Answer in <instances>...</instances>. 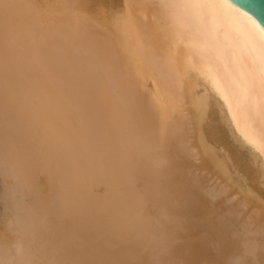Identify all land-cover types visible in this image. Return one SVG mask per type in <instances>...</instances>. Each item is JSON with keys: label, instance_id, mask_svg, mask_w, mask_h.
Returning <instances> with one entry per match:
<instances>
[{"label": "bare ground", "instance_id": "6f19581e", "mask_svg": "<svg viewBox=\"0 0 264 264\" xmlns=\"http://www.w3.org/2000/svg\"><path fill=\"white\" fill-rule=\"evenodd\" d=\"M23 1L0 3L4 2L0 6V180L3 183L0 220H4L0 227V264H97L99 260L101 264H153L147 252L150 234L155 235L152 242L157 238L158 243L162 242L158 237L161 234L173 243L181 236L177 229L179 219L188 213L185 209L176 211L178 207L198 209L197 216L206 215L212 207L211 195L204 192L210 201L198 184L190 179L173 180L176 163L172 156L156 152L167 167L163 163L161 166L157 157L154 163L159 160L161 167L151 163L156 148L173 139L179 144L178 138L184 131H194L204 141L221 138L229 132L240 147L234 166L246 171L248 192L255 199L261 198V189H264V26L252 13L232 0H124L123 13L108 21L118 23L113 24L117 26L114 49L99 47L101 52L98 48L96 55L92 52L94 56L80 51L63 53L52 60L42 54L43 47L59 40L79 39L81 29L86 26L79 25L78 11H84L90 4L84 0H60L62 7L69 3L66 12L56 14L66 17L65 20L61 22L60 18L61 23L58 19L59 23H51L50 30L39 29L35 35L24 25L23 17L30 15ZM101 2L94 0L93 4ZM94 69L98 75L91 76ZM80 75L88 77L80 80ZM43 79L45 85H40ZM90 80L99 84L95 90H84L70 109L55 113L75 93L69 90L72 81L85 82L88 87ZM159 92L165 94L166 101L160 99ZM166 102L172 108L183 106L185 113L179 111L180 117L176 116L178 112L175 114L179 119L173 116L172 121H165L171 116L170 106L165 108ZM189 145L185 147L187 154L196 157L197 153L189 154ZM193 146L190 145V150L195 153ZM229 149L222 144L215 151L224 154ZM243 149L246 153L241 156ZM164 165L166 171L161 170ZM123 167L144 172L143 175L147 173L153 182L146 184L147 189L142 188L145 192L141 190L139 194L132 179L130 184L122 179L129 170L124 171ZM120 171L124 172L123 177ZM118 175L121 179H117ZM10 179L15 181L12 183L18 193L11 189L13 186L9 188L11 182L6 183ZM140 181L146 179L137 181V187L141 186H138L142 184ZM100 188L104 189L103 193L98 192ZM9 189L13 191L10 196ZM14 193L20 195L16 197ZM150 200L174 209L165 211L166 214L156 213L168 217L169 212L170 221L166 218L169 223L160 225L157 217L144 216ZM212 212L217 215L215 210ZM20 213L23 218L27 216L25 231L30 234H24L22 227L17 228L19 223V226L25 223ZM33 215L41 223L35 222L40 230L33 225L34 232L36 228L40 231H36L38 236L30 230L34 220H38ZM217 217L215 222L223 221ZM245 217L250 219V215ZM28 218L34 220L30 222ZM252 218L253 221L255 217ZM155 219L157 225L153 222ZM218 225L217 231H225ZM243 226L249 228L247 222ZM261 226L259 230L263 229ZM19 228V234L23 235H14L17 238L14 240L11 233L18 232ZM157 233L160 234L157 236ZM232 238L229 243L228 238L221 237L225 244H220L224 247L223 254L214 253V259L211 254L205 260H216V264H227L231 258L239 260L237 254L227 257L245 247L240 248L238 239L236 247V239ZM240 240L248 245L246 234ZM253 240L251 243L255 245L249 244L251 249L258 244ZM248 246L244 250L249 255L252 250ZM195 247L191 246L186 254L185 248L180 250L175 264H198L196 255V258L192 255ZM160 249L161 254L163 249ZM156 251L155 248L154 253L158 254ZM252 253L250 258L257 255ZM23 256L26 258L22 259ZM157 256L155 264H161ZM250 258H247L249 264L256 257L251 261ZM243 260L233 262L242 264Z\"/></svg>", "mask_w": 264, "mask_h": 264}, {"label": "rangeland", "instance_id": "374dc122", "mask_svg": "<svg viewBox=\"0 0 264 264\" xmlns=\"http://www.w3.org/2000/svg\"><path fill=\"white\" fill-rule=\"evenodd\" d=\"M3 0H0V3L2 2ZM5 1H7V0H5ZM87 2V3H89L88 5V7H87V9H85L84 11H78V15H79V18H81L82 19V21H81V19H79L80 21H79V25L81 24V23H85L84 25L87 27H84L83 25H81L80 27H82L83 26V28L81 29L82 31H83V29H85V34H84V32H80V35H77L78 37L80 36V38L79 39H75V40H73V41H67V42H62V41H56V42H54V43H52V44H47L45 47H43L44 48V50L42 51V54H44V55H46V56H48V57H52V60H53V57L54 58H56V57H59L60 55H62L63 53H66V54H69V53H73V52H77V51H80L83 55H91L92 54V52L94 53V52H96L97 51V49L100 47V48H105V50H111L112 49V47H113V49H114V46H115V35H116V30H117V26H115V27H113V24L114 25H118V23H108V21H109V19H111V18H113V17H115L116 16V14L117 15H121L122 13H123V6H124V0H100V1H102L99 5H95V4H93V1L94 0H84V2ZM111 3H110V2ZM122 2V3H121ZM4 3V2H3ZM3 3L0 5L1 7H2V5H3ZM93 5H92V4ZM103 3V4H102ZM107 4V5H106ZM109 4V5H108ZM112 4V5H111ZM23 7L24 8H26L27 7V10H28V12H29V15H30V17L29 18H25V17H23V22H24V25L25 26H27V27H30L33 31H34V34L36 35L37 34V30H39V29H46V30H50V25H51V23H59L60 21H61V19L60 18H62V21L61 22H63L65 19L64 18H66V17H64V16H58V15H56L57 13H60V12H63V10H64V12H66V10H67V6L69 5V3H66L65 4V6L66 7H62V5H61V3H60V0H25V2L23 1ZM114 5V6H113ZM119 6V7H118ZM102 7L104 8V9H102ZM121 7V8H120ZM116 8H118V9H116ZM106 9V10H105ZM108 9V10H107ZM122 10V11H121ZM108 11V12H107ZM27 11H26V13H28ZM119 12V13H118ZM75 13V12H74ZM102 13H103V15H102ZM67 14H69V13H67ZM115 14V15H114ZM60 15H62V14H60ZM63 15H64V13H63ZM97 15V16H96ZM65 16H68V15H65ZM101 17V18H100ZM27 19V20H26ZM58 19H59V22H56V21H58ZM89 19H91V20H89ZM25 20V21H24ZM88 20V21H87ZM86 21V22H85ZM90 21H92V22H90ZM60 22V23H61ZM88 23V24H87ZM107 24V25H106ZM35 26H37L36 28H34ZM38 26H40V27H38ZM115 29V30H113V29ZM108 33L107 35H104V33ZM105 33V34H106ZM99 34V35H98ZM103 34V35H102ZM110 34V35H109ZM113 37V39H112V37ZM110 37V39H108ZM103 38H105V39H103ZM107 39V40H106ZM103 40V41H102ZM106 41V42H105ZM109 43H108V42ZM105 42V43H104ZM101 43H103V44H101ZM104 44H106V45H104ZM103 45V46H102ZM98 49L100 52H101V49ZM110 48V49H109ZM99 52V53H100ZM91 53V54H90ZM95 54V53H94ZM94 54H92L93 56H94ZM98 54V53H97ZM96 55V54H95ZM74 73L76 72V71H73ZM91 76H96V75H98V73H97V71H96V69H94V70H92V73L90 74ZM85 77H88V76H85V75H80V76H78V78L81 80V79H85ZM93 78V77H92ZM45 82H46V80L45 79H43L41 82H40V85H43V83H44V85H45ZM84 83L85 82H82L81 84L79 83H76L75 81H72L71 82V86L69 85V90L71 91V92H75L73 95H72V97H71V99H70V101H69V103L68 104H66L65 105V107L64 108H62V109H60V110H58V111H55V113H57V112H61L62 110H63V112L65 111V110H67V109H70L76 102H77V100H78V98H79V95H81L82 93H83V91L84 90H86V89H90V90H95L97 87H98V83H96L94 80H90V82H89V85H88V87H87V85H84ZM15 97H19V94H15L14 95ZM13 96V98H15ZM159 97H160V99H162L163 101H166V97H165V94L163 93V92H159ZM18 99V98H17ZM13 100V99H12ZM15 100V99H14ZM14 100H13V102H14ZM167 105L168 106H170L169 108H171L170 109V113H171V116L167 119V120H165V121H172V118H173V116H175V114H176V116H179V114L181 113V111L183 112L184 111V107L183 106H176V107H174V108H172L173 107V105L172 104H167V102L165 103V108L167 109L168 107H167ZM168 108V109H169ZM179 111H180V113H179ZM183 113H185V111L183 112ZM69 116H71V115H69ZM176 116L173 118V119H175L176 118ZM181 116V115H180ZM179 116V117H180ZM179 117H177L176 119H179ZM184 127V126H183ZM185 130V128H183V131ZM188 132H191V134L189 133V134H187ZM188 132H185L184 131V133H182V135H181V137H179L178 139H179V144H178V141L176 142V140L174 141V139H173V141L171 140V141H169V143L167 142V143H164V145L162 146V148H156L155 150H154V147H153V150L155 151L154 152V157L155 158H153L152 159V161H151V163H154L155 162V160L154 159H157V158H159V157H161L162 158V156H159V154L158 153H156V152H163V154H164V156H168V157H171L172 156V158H173V160H174V164L175 165H173L174 166V171H173V180H180V179H190L191 181H192V183L194 184V182H195V184H196V186H197V184H198V186L200 187V190H202V194L204 195V196H208L207 194L209 193V195H211V196H209V197H211V200L213 201V203H212V201L210 200V198L209 197H207V199L208 200H210L211 202H210V205L212 206V207H210V209L209 210H207V212H206V215L204 214V215H200V216H197L198 214H197V211H198V209H190V208H188V207H183V205H181V207H178V209L176 210V211H178V212H180L181 210H184L185 209V213L186 212H188L187 214H185V217H183V218H180L179 219V225L177 226L178 228V231H179V233L181 234V236L180 237H178L177 239V241L176 240H174L173 241V243L170 241V243H172V245L169 243V239H168V237L167 236H164V235H162V236H164V237H162L161 236V234L160 233H157V236L159 237V238H161V240L160 241H162L163 242V245H159L160 243L162 244V242H159L158 243V241H159V239L157 240V239H155V241L156 242H152V239L154 238V232H153V234H152V236H151V234H150V236H149V248H148V250H147V252H148V257H149V259H150V261H152V262H154L153 264H155V260L154 259H156L155 257L157 256V262L159 261H161V264L163 263V262H165V263H163V264H170V262H172V260H173V263L175 264V262H177L176 260L178 259V256H179V254L181 253L180 252V250L182 251L184 248H185V254H186V250H188L189 251V249L191 248V246H195L196 245V249H194L193 250V252H192V255H193V257L194 258H196L197 260H198V264H207L211 259H214L213 257H214V255H217L218 253H220V255H222L223 254V251H224V247H222L220 244H221V242H222V239H220L221 237L222 238H225V239H227L228 238V240L227 241H229V238H230V241H231V238H232V240H234V239H236L235 240V242L234 243H236V247L237 246H239V245H237V243L238 244H242L241 246H240V248L241 247H244L243 248V250L244 249H247L246 247L249 245V244H253V243H251V239H252V241H254L253 239H255V242H256V240L258 241L257 243L260 245H258L257 243V246H255V247H258V249H257V251H255L256 250V248L255 247H253L254 248V250H253V248L251 249V245H249L248 246V248L250 249V250H252V251H254L255 253H257V255L255 254V256H253V258H255V259H253V258H250V257H252L251 255H254V253H252V251L249 253V255H248V252L247 251H243V250H239V248H235L234 250L236 251L237 249L239 250V251H242L241 253H243L242 255H243V257H242V259L244 258L245 260H243V261H245V262H247L248 261V264H249V259H247V258H250V261L253 259L254 261L255 260H258V261H256V263H260V264H264V249H263V247H264V197H262V196H264V189L262 188L261 189V198L260 199H255L249 192H248V189H247V186H248V184H249V179H247L248 177H247V175H246V171L245 170H243V169H239L238 167L236 168L235 166H234V161H235V159H236V157L238 156V151H240V147L238 146V142L234 139V137L229 133V132H226L225 133V135H223V136H221V138H218V139H214V138H207L206 139V141H204V140H202V139H200L198 136H196V134H195V132L193 131H188ZM186 133V134H185ZM99 134H96V136H98ZM174 138L176 137H178V134H176L175 136H173ZM175 138V139H176ZM181 138V139H180ZM177 139V140H178ZM183 140V141H182ZM185 141H187V142H185ZM212 142V143H211ZM217 142V143H216ZM234 142V143H233ZM237 142V143H236ZM185 143H186V145H185ZM190 144V145H194L193 146V150H195L194 152L195 153H192L193 151L192 150H190V145H189V147H188V151H189V154L191 153L192 154V156H193V154H195L196 155V153H197V156L195 157V156H193V157H190L188 154H187V150H185V147L187 146V144ZM216 144V145H215ZM225 145L228 149H229V147H230V149H229V151H225V153L224 154H222V153H220V154H218L216 151L219 149V146H221V145ZM234 145L236 146V147H234ZM166 146H168L169 148L167 149V147ZM167 149H165V148ZM164 148V149H163ZM192 148V147H191ZM215 148V149H214ZM218 148V149H217ZM186 149H187V147H186ZM159 150V151H158ZM163 150H165V151H163ZM216 150V151H215ZM172 151V152H171ZM174 152V153H173ZM183 152V153H182ZM241 152H243V153H240V154H242L241 156H244L245 155V153H246V151H245V149H243V150H241ZM166 153V154H165ZM168 153H169V155H168ZM178 153V154H177ZM217 153V154H216ZM187 154V155H186ZM156 155H158V156H156ZM175 155V156H174ZM219 155V156H218ZM235 157H234V156ZM174 156V157H173ZM187 156H188V158H187ZM157 157V158H156ZM160 159V158H159ZM161 160V159H160ZM232 160V161H231ZM124 161V163L126 164H128V162H125V161H127L126 159H124L123 160ZM157 161V160H156ZM158 162H159V160L157 161V163H154V166L155 167H159L158 166ZM161 162V166L163 165V164H165L166 165V167H167V164H166V162H164L163 160H161L160 161ZM228 162V163H227ZM163 163V164H162ZM125 164H123V165H125ZM165 165L161 168V170H163V169H165V170H163V171H166V169L167 168H165ZM33 166V165H32ZM32 166H30V170H32L31 169V167ZM160 166V167H161ZM229 166H231V167H229ZM34 167V166H33ZM32 167V168H33ZM126 167V166H125ZM125 167H123V169H124V171L126 170V169H129V168H125ZM128 167V166H127ZM159 167V168H160ZM176 168H178V169H176ZM231 168V169H230ZM235 168V169H234ZM161 170H160V172H161ZM176 170H177V173H176ZM127 171V170H126ZM132 173V172H135L136 173V176H134L133 177V175L135 174H131L130 172ZM241 172V173H240ZM119 173V172H118ZM121 173H122V176H121ZM124 172H121L120 171V176L121 177H123V174ZM127 173V175L125 176V178L127 177V179H125V178H122V179H124V180H126L129 184H130V181H131V179H132V181H133V183H135V190H137V193H139V194H142V193H144L145 192V190H143V189H147V187L148 186H146V184L148 185V183H151V182H153V177H151V175H148L147 173H145V175H146V177H145V175H143L144 174V172H141V173H139V171H131L130 169L126 172ZM128 173H130V174H128ZM162 173V172H161ZM176 173V174H175ZM195 175H194V174ZM243 173V174H242ZM193 174V175H192ZM237 174V175H236ZM245 174V175H244ZM1 176V175H0ZM130 176H132V177H130ZM179 178H178V177ZM193 176H196V177H193ZM231 176V177H230ZM237 176H239V178L240 179H238L237 178ZM246 176V177H245ZM121 177L119 178V175L117 176V179H121ZM130 177V178H129ZM143 177V178H142ZM193 177V178H192ZM199 177H200V179H201V181L199 182ZM1 178H2V176H1ZM129 178V179H128ZM140 178V179H139ZM148 178V179H147ZM152 179V181L150 180V179ZM162 178H164V176H160V179H162ZM176 178V179H175ZM135 179V180H134ZM146 179V181H140V182H138V183H144L143 184V186H142V184H138V186H140V187H137V181H139V180H145ZM193 179H194V181H193ZM234 179V180H233ZM238 179V180H237ZM137 180V181H136ZM236 180V181H235ZM9 182H13V183H15V181H13V179H10V180H8L6 183H9ZM197 182V183H196ZM199 182V183H198ZM11 183H9L10 185H8L9 186V188H11L12 186V188L11 189H15V193H18L16 190H18V188L17 187H15L14 185H13V183H12V185H11ZM239 183H241V184H239ZM0 187H2V185H3V183L1 182V180H0ZM16 185V184H15ZM202 187H201V186ZM7 186V187H8ZM11 186V187H10ZM146 186V187H145ZM195 186V187H196ZM144 187V188H143ZM17 188V189H16ZM138 188H140L139 190H138ZM143 188V189H142ZM204 188V189H203ZM206 188V189H205ZM11 189H9L10 190V192L7 190V194H9V193H11ZM101 189V190H100ZM99 190H98V192L99 193H103V191H104V189L103 188H100ZM103 189V190H102ZM197 189H198V187H197ZM1 190V189H0ZM141 190H142V193H141ZM199 190V189H198ZM199 190V191H200ZM205 190V191H204ZM207 190H208V192H207ZM13 192V191H12ZM204 192H206V193H204ZM210 192H213V193H215L214 195L211 193L210 194ZM14 193V195L17 197V196H19L21 193H20V191H19V193L20 194H15ZM6 194V193H5ZM11 195H12V193H11ZM212 195L213 196H215V197H212ZM248 195H249V197H248ZM8 196H10V194L8 195ZM206 197H205V199H206ZM214 198V199H213ZM13 200H16L15 198H13ZM207 200V201H208ZM212 203V204H211ZM162 204V205H161ZM209 204V203H208ZM119 205H121V204H119ZM123 205V204H122ZM146 210H145V212H144V216L146 217V218H148V217H154V218H156V219H158V222H157V224H159L160 222H161V224L160 225H162V223H169L168 221L166 222V218H170L171 217V214H169V212H168V215H170V216H168L167 217V215H165L164 217H162V216H157V214L159 215V212H161L162 211V213H165L166 214V212L165 211H167V210H174V209H171V207L169 208V206H167L166 205V207H165V204L164 203H160V206H159V202H155L154 203V201H151L150 200V203H146ZM152 205V206H151ZM209 205V206H210ZM13 206V205H12ZM153 206H155V208H157V210L153 207ZM157 206V207H156ZM217 207V208H215V207ZM22 207V206H21ZM149 209H148V208ZM161 207V208H160ZM162 207H163V209H162ZM159 208H160V210H159ZM250 208H253V209H251V210H253L252 212H251V210H250ZM19 209H20V207H19ZM23 208H21V210H22ZM148 209V210H147ZM165 209V210H164ZM211 209H213V210H215V212H217L216 214L217 215H219V217H221L220 215L222 214V216L223 217H221V218H219V217H217V220H222L223 219V223L222 222H219V221H217V222H215L216 221V218H214V217H216L217 215H215L214 216V212H212L213 210H211ZM21 210H19V212L21 211ZM150 210H151V212H150ZM163 210H164V212H163ZM23 211V210H22ZM148 213V214H147ZM157 213V214H156ZM161 213V214H162ZM199 213V212H198ZM208 213V214H207ZM213 213V214H212ZM255 213V214H254ZM256 213H257V215H256ZM152 214V215H151ZM160 214V215H161ZM250 215V219H246V215L249 217V215ZM20 215H22V213H20ZM162 215H164V214H162ZM210 215V216H209ZM34 216V215H33ZM148 216V217H147ZM201 216H203V218L201 217ZM208 216H209V218H210V220L211 221H213L214 220V224H211V223H213V222H210V220H207V219H209L208 218ZM232 216V217H231ZM255 217L254 218V220L253 221H255V222H253L252 221V217ZM20 217L21 216H19V221L23 218V215H22V217H21V219H20ZM25 218L27 217V216H24ZM29 217H30V215H29ZM34 217H36V218H38V220L37 221H35L34 220V218H33V220H34V224H32V228L30 229V230H32L31 232L32 233H35V235H39V233H37L36 231H39L40 229H41V227L39 226L41 223H40V219H39V217L38 216H34ZM229 217H231V220H230V218ZM245 217V218H244ZM247 217V218H248ZM25 218H23L24 220H25ZM31 218V217H30ZM35 218V219H36ZM153 218V219H154ZM164 218V219H163ZM188 218V219H187ZM219 218V219H218ZM228 218H229V222L227 221L228 220ZM17 219V218H16ZM22 219V220H23ZM156 219L155 220H153V222H154V224L155 225H157L156 224ZM225 219V220H224ZM245 219V220H244ZM260 219H261V221H260ZM14 220V219H13ZM23 220V221H24ZM28 220L30 221V219L28 218ZM33 220H31L30 222H32ZM159 220H161V221H159ZM26 221L27 220H25V223L23 224V222L22 221H20V222H22V226H19L21 223H19V225H17V221H16V223H15V221H13V223H15L16 225H17V228L18 227H22V229L24 230V234H26V233H28V232H26L25 231V227H26V225L28 224H26ZM169 221H170V219H169ZM206 221V222H205ZM225 221H226V223H225ZM231 221V222H230ZM233 221V222H232ZM242 221H243V223H242ZM252 221V222H251ZM259 221V222H258ZM12 222V221H11ZM29 222V223H30ZM35 222H38L39 223V225H37V223H35ZM245 222H247V226L249 227V228H244V226L243 225H245ZM251 222V223H250ZM262 223V226H261V228H263V229H260L259 230V228H260V226L259 227H257L258 225L257 224H261ZM3 223H4V220L3 219H1L0 220V227L3 225ZM13 223L11 224V226L13 225ZM218 223L220 224V226H223V228H224V230L225 231H217L216 229H215V226L218 228ZM224 223H225V225L226 226H228V228H226V226H224ZM231 223H232V225H231ZM254 223H256V224H254ZM211 224V225H210ZM215 224H217V225H215ZM229 224V225H228ZM243 224V225H242ZM16 225H14V227L16 226ZM24 225V226H23ZM30 226H31V223L29 224ZM28 225V226H29ZM33 225H35V226H37L38 228H39V230H37V228H36V230H35V232L33 231V228H34V226ZM206 225V226H205ZM212 225H214V226H212ZM251 225V226H250ZM255 225H256V227H255ZM190 227V229L188 230V228L187 227ZM209 226H212V227H209ZM229 226H231V228H229ZM243 226V227H242ZM253 226H254V228H253ZM13 227V226H12ZM191 227H193V228H191ZM20 228H19V231H18V229L17 230H14V231H18V232H12L11 233V236L14 238L15 236H16V234H17V236L18 235H23V233H21V234H19L20 233ZM214 229V230H212V229ZM257 228H258V230H257ZM219 229H222L221 227L219 228ZM226 229H228L227 231H226ZM204 230H205V232H204ZM212 230V231H211ZM215 230H216V232H218V233H216L215 232ZM122 233H123V228L120 230ZM214 231V232H213ZM257 231H262V233H260V235H258L259 234V232H257ZM40 232V231H39ZM125 232V231H124ZM211 232V233H210ZM213 232V233H212ZM241 232H246V233H244V236H243V233H241ZM258 234H257V233ZM31 233V234H32ZM204 233L206 234L205 236H204ZM29 234H30V232H29ZM240 234H241V236H242V238L240 237ZM245 234H246V239H247V242L246 243H248V245L246 244V245H244L243 244V240H240V239H243V237H244V239H245ZM255 234V235H254ZM259 236V237H256L257 235ZM15 235V236H14ZM34 235V234H33ZM32 235V236H33ZM35 235L33 236V237H35ZM154 235V236H153ZM227 235V236H226ZM253 235H254V238H253ZM16 236V237H17ZM161 236V237H160ZM224 236V237H223ZM229 236V237H228ZM248 236V237H247ZM250 236V237H249ZM15 237V238H16ZM40 237V236H39ZM39 237H37V238H39ZM201 237H205V240H204V238H201ZM238 237H240L239 239H238ZM256 237V238H255ZM14 238V240H16ZM36 238V239H37ZM152 238V239H151ZM163 238V239H162ZM35 239V238H34ZM166 239V240H165ZM200 239H202V240H200ZM237 239L239 240L238 242H237ZM260 239V240H259ZM204 240V241H203ZM166 241V242H165ZM168 241V242H167ZM199 241H201L200 243H199ZM226 241V242H227ZM229 241V243H231ZM243 241V242H242ZM198 242V243H197ZM232 242V243H233ZM250 242V243H249ZM158 243V244H157ZM165 243V244H164ZM167 243H168V246H167ZM196 243V244H195ZM234 243H233V245H234ZM157 245V247H156V245ZM222 244L223 245H225L223 242H222ZM227 245V244H226ZM254 245H255V243H254ZM253 245V246H254ZM166 247V248H168L167 249V251H164V248L163 247ZM235 246H233V247H235ZM261 246H263L262 248H261ZM152 247V248H151ZM160 247H161V249H163V250H161L160 249ZM155 248L157 249V253L158 252H160L159 251V249L161 250V254L163 255H161L160 253H158V254H156V253H154L155 252ZM260 248V249H259ZM154 249V250H153ZM242 249V248H241ZM262 249V250H261ZM197 250V251H196ZM216 250H218V251H216ZM162 251H164V252H162ZM221 251V252H220ZM239 251H236V253H234V252H232L231 254H229V256H227V257H231V256H233L232 254H237V257L239 258V260L238 259H236L239 263H240V260H242V259H240V257H241V253L239 252ZM249 251V250H248ZM261 251V252H260ZM151 252V253H150ZM240 253V256H239V253ZM167 253V254H166ZM215 253V254H214ZM222 253V254H221ZM245 253V254H244ZM252 253V254H251ZM152 254V255H151ZM155 254H156V256H155ZM213 256H212V255ZM247 254V255H246ZM108 255V254H107ZM171 255V256H170ZM176 255H177V257H176ZM195 255H196V257H195ZM212 256V258H211V256ZM231 255V256H230ZM25 256H27V253L25 254ZM25 256H23V258L22 259H24V257ZM169 256H170V258H169ZM173 256V257H172ZM204 256V257H203ZM209 256V257H208ZM28 258H29V256H27ZM154 257V258H153ZM203 257V258H202ZM206 257H208V259L209 258H211L209 261H208V259H206L208 262H206V260H205V258ZM218 257V256H217ZM226 257V258H227ZM233 257H235V256H233ZM259 257V258H258ZM26 258V257H25ZM171 258H172V260H171ZM175 258V259H174ZM101 259H103L102 257H101ZM229 259V258H228ZM231 259H233V258H231ZM230 259V260H231ZM26 260V259H25ZM25 260H23V261H25ZM169 260V261H168ZM204 261V263H203V261ZM227 260V259H226ZM230 260H228V262L227 261H225V262H227V264H229V261ZM235 259L234 260H231L230 261V263H232V264H236V263H234L233 261H236ZM252 260V261H253ZM202 261V262H201ZM243 261H241V262H243ZM252 261H251V263H252ZM167 262V263H166ZM206 262V263H205ZM245 262L244 263H242V264H245ZM98 263L99 264H101L102 263V261H98ZM97 263V264H98ZM173 263H171V264H173ZM250 263V264H251ZM253 263H255V262H253ZM255 263V264H256ZM156 264H160V263H156ZM208 264H216V260H211ZM226 264V263H225ZM238 264V263H237Z\"/></svg>", "mask_w": 264, "mask_h": 264}, {"label": "water", "instance_id": "95a60500", "mask_svg": "<svg viewBox=\"0 0 264 264\" xmlns=\"http://www.w3.org/2000/svg\"><path fill=\"white\" fill-rule=\"evenodd\" d=\"M252 13L264 26V0H232Z\"/></svg>", "mask_w": 264, "mask_h": 264}]
</instances>
